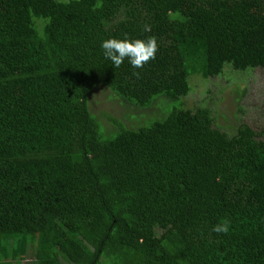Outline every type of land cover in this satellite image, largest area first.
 <instances>
[{
    "label": "trees",
    "instance_id": "1",
    "mask_svg": "<svg viewBox=\"0 0 264 264\" xmlns=\"http://www.w3.org/2000/svg\"><path fill=\"white\" fill-rule=\"evenodd\" d=\"M125 37L155 58L113 67L100 43ZM226 65L264 70V0H0V264H264V128L183 107L105 138L89 108L98 85L187 98Z\"/></svg>",
    "mask_w": 264,
    "mask_h": 264
},
{
    "label": "rangeland",
    "instance_id": "2",
    "mask_svg": "<svg viewBox=\"0 0 264 264\" xmlns=\"http://www.w3.org/2000/svg\"><path fill=\"white\" fill-rule=\"evenodd\" d=\"M189 83L192 91L187 98L170 100L160 95L146 108L128 103L116 97L105 85H98L89 94V108L95 117L100 118L105 138H112L117 133V127L114 130L108 116L122 122L127 129H139L165 119L183 107L189 110L209 108L214 117V127L230 137L242 124L254 131L264 128V70L236 71L231 65H226L218 77L204 80L200 76H191ZM26 258L28 261L23 264H34L29 257Z\"/></svg>",
    "mask_w": 264,
    "mask_h": 264
},
{
    "label": "clouds",
    "instance_id": "3",
    "mask_svg": "<svg viewBox=\"0 0 264 264\" xmlns=\"http://www.w3.org/2000/svg\"><path fill=\"white\" fill-rule=\"evenodd\" d=\"M147 31V28L145 29ZM103 57L118 68L127 59L134 69L143 67L150 59L155 58L157 42L154 37L147 39L109 38L100 43ZM138 75V73H133ZM213 232L227 233L229 224L225 221L213 226Z\"/></svg>",
    "mask_w": 264,
    "mask_h": 264
}]
</instances>
